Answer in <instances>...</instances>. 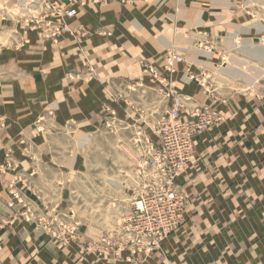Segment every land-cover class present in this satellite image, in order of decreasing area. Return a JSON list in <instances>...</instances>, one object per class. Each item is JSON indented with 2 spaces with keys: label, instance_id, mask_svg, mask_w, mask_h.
Returning <instances> with one entry per match:
<instances>
[{
  "label": "crops",
  "instance_id": "obj_1",
  "mask_svg": "<svg viewBox=\"0 0 264 264\" xmlns=\"http://www.w3.org/2000/svg\"><path fill=\"white\" fill-rule=\"evenodd\" d=\"M132 2L112 1L103 7L86 2L77 17L67 19L68 33L44 39L27 27L19 45L0 51V164L9 157L18 165L15 172L0 173V207L5 182L15 173L27 178L44 205L65 209L70 200L73 206L70 193L78 188V176L95 167H88L86 152L93 143L91 133L101 126L109 127L101 145L113 154L98 166L118 161V149L130 160V174L124 173L141 177L139 184L147 182V169L137 157L157 145L154 128L160 116L152 89L136 85L138 60L162 68L163 53L174 49L184 59L176 64V88L191 97L185 110L207 106L220 117L197 137L194 157L177 178L187 200L185 223L161 251L127 263L84 248V240L96 234L92 219L82 226L80 239L68 246L50 241L38 225L14 221L0 227V264H264V77L254 83L249 77L244 87L234 82L244 73H228L224 66L219 72L230 74V81L215 77L219 83L212 90L188 79V72L210 78L219 70L215 54L216 60L209 61L192 47L191 31L223 34V42L232 45L240 35L258 39L253 36L264 33V19L254 20L227 4L230 0ZM242 41L244 46H261L257 40ZM108 114L113 116L105 118ZM142 127L146 138L138 143L135 134ZM109 184L108 190L122 196L132 190L131 184L116 180ZM124 202L114 212L129 211Z\"/></svg>",
  "mask_w": 264,
  "mask_h": 264
},
{
  "label": "rangeland",
  "instance_id": "obj_2",
  "mask_svg": "<svg viewBox=\"0 0 264 264\" xmlns=\"http://www.w3.org/2000/svg\"><path fill=\"white\" fill-rule=\"evenodd\" d=\"M112 1H116L117 4L119 3L121 5H125L131 3L133 0H0V51L11 49L19 45L22 41V36L24 35L23 31L27 27H31L32 30L37 32L45 30L44 34L41 35V37L44 39H57L63 32H69L70 26L67 24V19L77 17L80 9L86 4V2H92L91 4H98L100 7H103ZM262 2V0H230V2H227V4H233L234 7L247 11L251 18L258 20L259 18L264 19V17H261V13L264 12V4L262 5ZM53 5L59 6L62 9L73 7L76 9V14L74 17L64 18L62 23L58 24L53 15ZM57 25H61L62 30L61 32L58 31L57 33H54ZM63 25H65L66 30L63 29ZM180 31L181 30L177 28L176 32L178 33ZM191 32H193L190 33L193 39L192 47L201 50L207 56L209 61L210 59L215 61L216 58L214 59L213 57L216 55L217 61L215 62H217V69H219L217 70L218 72H215L216 74L213 76L210 75V78H206L207 74H205L204 76L206 79L203 83L204 86L198 85L199 87L205 90L206 88L212 90L215 85L219 83V79L215 78L219 76L226 78V81H230V74H223L219 72L220 70L223 71L224 66H227L228 68L232 67L233 69L237 68L248 77H254L252 80L253 83L261 77H264V59L259 56H253L249 54V52L244 48L239 47L241 41L246 39H249L250 42L257 40L260 42L259 44L261 46H264V33L253 36L258 38L253 40L250 35L237 36L233 39L234 41L231 45L230 43L223 42V39L224 41L226 39V36L223 34L221 36H211L207 35L204 31H200L199 29L193 30ZM106 33V35H111V31L107 30ZM242 43L244 42L242 41ZM167 54L168 52L165 55L163 53L164 57ZM163 55L162 59L164 58ZM138 61L140 66L142 64L149 63L153 64L154 66L156 65L154 64L155 62L144 58L139 59ZM188 65L186 68L187 72L190 68ZM155 67L157 69H162L157 66ZM175 72L176 67L172 73V78L174 79L175 83H177L176 78H174ZM189 73L190 72H188V77L190 74H203L201 72ZM145 74L146 73L142 72L141 67L139 75H142L145 81L140 82V80L136 78V85H139V87L142 86L144 88L150 87L148 88L149 90L152 89L151 91L153 92L155 101H157V114H159L161 117L167 108L168 101L164 97L163 93L160 92V84L158 82H155L154 84V82H151L150 78ZM247 76L243 78L242 76H239V79H235L234 82L237 81V83L243 84L245 87V80L248 79ZM239 86L241 85H238L237 87ZM129 90L135 91V88L130 86ZM139 92L144 96L147 95V92L144 90H139ZM145 98H148V96ZM160 111H162V113ZM108 116L112 117L113 115L108 114L105 118ZM104 120L102 121L103 124ZM117 126V122H115L114 128H117ZM108 129L109 127L101 126L99 129H97V132L91 133V135L94 136L93 143L92 146L87 149L86 155L89 159L88 167L94 164L95 167L93 166L92 170H90V173L87 175L78 176V188L74 189L70 193L73 206L70 205V200H67L69 202L66 201L68 204L66 205L65 209H57L55 206L44 205L43 203L37 201L35 192H33V189L27 178L15 173L12 177V181L5 182L6 199L3 202V206L0 207V227L13 225L14 221L33 223L38 225L44 231L50 241H54L61 246H68L70 243L75 242V240L80 239L82 226L84 223L92 219V223L97 226L96 234L94 235L93 240H84V248L94 252L100 258L107 260L121 259L127 263H137L139 262L140 258L143 259L152 253L161 251L163 249L162 247L164 241L185 223L187 200L184 193L180 190L179 185L177 184V178L187 165L180 171L175 179V186L177 188L176 190L182 194L184 198L183 210L179 212V218H182L180 224H178L171 233H168L166 237L162 239L159 248L149 249L150 253L143 252L145 251V248H140L139 250H137L135 247L128 248L121 239V236L129 222V211L125 210L126 212H114V209L116 208L117 203L119 205L122 200L125 201L124 203L127 204V207L133 198L145 192L148 189L147 187H149L148 185L152 183V176L147 173L149 180L147 182L143 181L142 184H139L137 183V180L141 177L135 178L136 176L125 174L124 172L129 173L127 169L130 168V160H128L127 155L123 156L120 154V149L119 152L117 149L118 156H116L119 157L117 159L118 161H111L108 159L111 162H107L106 168H101L98 166V161L103 162V157L105 159L107 156L111 158L110 156L113 154V150L110 149L109 146L103 147L101 145L102 137L108 136L105 134L107 133ZM141 130L144 131V128L142 127ZM205 131H203V133ZM203 133H201L198 137H200ZM91 156H93L94 159L92 157L91 160ZM139 156H141V158L139 157V161L144 162V154L140 152ZM124 160L125 165L123 162ZM141 166H143V170L146 171V165L141 163ZM17 169L18 165L16 161L9 157L4 158L0 164L1 175H4L10 171L15 172ZM154 178L155 179L153 180V183L159 182V178ZM111 179L118 181L122 185L131 184L132 190H128V193H126L124 196H122L121 193L118 194L116 190H108L112 188L109 187V180ZM114 200H118V202L116 201V203H114ZM5 221H9L7 225ZM156 232L157 230H154V233Z\"/></svg>",
  "mask_w": 264,
  "mask_h": 264
},
{
  "label": "built area",
  "instance_id": "obj_3",
  "mask_svg": "<svg viewBox=\"0 0 264 264\" xmlns=\"http://www.w3.org/2000/svg\"><path fill=\"white\" fill-rule=\"evenodd\" d=\"M52 9L58 24H61L64 18H71L76 14L73 7L62 9L53 5ZM62 27L66 30L65 25ZM61 30V25H57L54 33ZM44 32L45 30H41L39 33L43 35ZM181 60L179 55L167 54L163 58L162 70L150 63L141 65L142 72L146 73L151 82L160 83V92L168 101L167 108L154 128L158 138L157 145L149 146L147 151L141 152L144 154V162L141 163L146 165L147 173L152 176V183L145 192L130 201L129 222L121 236L128 248H145V253H150L149 249L159 248L162 239L180 224L182 218H179V212L183 210L184 198L176 190V176L193 157L197 137L220 119L206 106H195L182 117L184 101L191 97L178 93L173 88L175 81L172 73L175 64L182 62ZM190 75V79L199 85H203L207 78L204 74ZM135 135V141L144 142L146 136L142 130H138ZM154 177L159 178V182L153 183ZM8 222L5 221L6 225ZM154 230L157 232L154 233Z\"/></svg>",
  "mask_w": 264,
  "mask_h": 264
},
{
  "label": "bare ground",
  "instance_id": "obj_4",
  "mask_svg": "<svg viewBox=\"0 0 264 264\" xmlns=\"http://www.w3.org/2000/svg\"><path fill=\"white\" fill-rule=\"evenodd\" d=\"M21 4V3H20ZM31 9V8H30ZM239 45V44H238ZM243 46V47H242ZM239 47H241V48H244L245 50H247L251 55H253V56H259V57H261L262 59H264V46H253V47H250L249 45H242V44H240V46ZM168 54L170 55V54H176V55H179L180 57H182L177 51H175V50H169L168 51ZM181 61H184V59H183V57H182V60ZM177 64V63H176ZM176 64H175V66L174 67H176ZM187 66V65H186ZM224 71H228V73H233L234 75H235V73H237V72H240L238 69H236V68H228V67H226L225 68V70ZM191 73V72H190ZM241 74H243V73H241ZM205 75V74H204ZM142 76V75H141ZM141 76H140V78H141ZM191 76V75H190ZM190 76L188 77V79L190 80V81H192V82H194L195 84H197V85H199L197 82H195L194 80H192V79H190ZM242 76V75H241ZM245 76H247L246 74H244V77ZM248 77V76H247ZM140 78H139V80H140ZM249 78V77H248ZM143 79V78H142ZM140 80V82L141 81H143V80ZM203 83H204V81H203ZM160 84V83H159ZM164 87H165V85H163ZM200 86H204V84L203 85H200ZM173 88H174V90L176 91V92H178V93H180L178 90H177V88H176V83H174V85H173ZM190 100H191V98L190 99H188V100H186V101H189L190 102ZM186 101H184V102H186ZM185 104V103H184ZM207 107V106H206ZM195 107H193V108H191L192 110L194 109ZM209 108V107H208ZM186 109V106L184 105V107L182 108V110H185ZM191 109H187V110H185L186 112L187 111H189V110H191ZM181 110V111H182ZM185 112V113H186ZM140 158H141V156H139ZM139 157H137V161L138 162H142V161H139Z\"/></svg>",
  "mask_w": 264,
  "mask_h": 264
}]
</instances>
